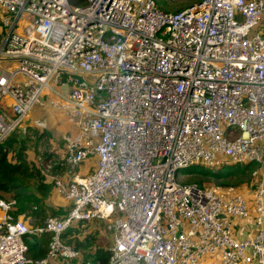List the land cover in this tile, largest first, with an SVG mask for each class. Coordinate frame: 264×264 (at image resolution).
<instances>
[{
    "label": "built area",
    "instance_id": "obj_1",
    "mask_svg": "<svg viewBox=\"0 0 264 264\" xmlns=\"http://www.w3.org/2000/svg\"><path fill=\"white\" fill-rule=\"evenodd\" d=\"M0 11V143L43 108L76 128L67 163L96 159L53 180L70 207L36 227L0 196V264H93L62 236L94 221H108L107 264H264V0H201L197 12L0 0ZM249 163L241 190L181 180L190 166ZM30 234L50 235L43 258L29 256Z\"/></svg>",
    "mask_w": 264,
    "mask_h": 264
},
{
    "label": "trees",
    "instance_id": "obj_2",
    "mask_svg": "<svg viewBox=\"0 0 264 264\" xmlns=\"http://www.w3.org/2000/svg\"><path fill=\"white\" fill-rule=\"evenodd\" d=\"M68 1L72 5H83L86 0ZM55 138L56 136L54 133L50 131L38 133L34 142L29 141L28 143L22 140L19 146L15 148L11 157L9 149L17 140L10 137L0 143V196H15L17 200L21 202L18 201L20 207L19 211H26L23 205L27 207L34 203L41 204L44 201L46 202L47 195L52 189V186H54V182H46L49 176L54 178L68 173L71 170L73 171L74 169L71 164L61 160L60 156L52 150V140ZM31 146L36 152V157L34 159H30L28 156V150ZM252 168L253 164L251 163L244 165H224L218 169L206 168L203 166H190L185 168L183 172L195 173L198 176L214 179L217 182H230L234 179L246 177ZM222 185L227 184L224 182ZM30 189L36 192L30 193ZM43 211H45V209H43ZM33 212L34 209L32 208L28 213L33 215ZM81 225L82 222H79L76 227ZM71 229L73 228L67 230L65 236H68L69 233L72 232ZM47 235L48 234H45L36 239L27 237L28 254L30 257L39 259L45 256L50 239ZM71 235H76V232ZM83 239L86 240V237ZM75 243V248H83L82 250L85 251V254L82 255L83 259L91 260L93 264H107L109 262L111 252L107 247H92L89 246L91 245L89 241L88 243H84L78 241V239H75Z\"/></svg>",
    "mask_w": 264,
    "mask_h": 264
},
{
    "label": "rangeland",
    "instance_id": "obj_3",
    "mask_svg": "<svg viewBox=\"0 0 264 264\" xmlns=\"http://www.w3.org/2000/svg\"><path fill=\"white\" fill-rule=\"evenodd\" d=\"M157 4L165 11L168 12H177L179 9H185L189 7L192 4H197L201 0H156ZM180 11V10H179ZM2 13L0 11V20H1ZM0 27H1V22H0ZM3 29L0 31V40L3 36ZM39 112V117L37 115L35 116H29L27 118V121L25 122L24 126L21 127L19 130L15 131L11 135L7 137H13L14 139L17 140L16 143H14L10 149V157L13 155V152L16 147L19 146V144L22 142V140L26 141L29 143L34 142L36 140L37 134L41 133L43 131H54L53 128L54 126L49 124V119H48V114L44 111H38ZM29 153L31 154L30 156L34 159L36 156V152L34 151V148L31 146L30 149L28 150ZM46 169V168H44ZM252 170V169H251ZM72 172V170L70 171ZM77 171H75L74 174H76ZM184 176L181 177V180L185 183L189 184H197L199 186H204V187H214L216 190H224V189H242L247 185H251L253 183V179L251 176V171L249 174L240 179H234L230 182H226L227 185H222L224 182H217L214 179H209V178H204L201 176H198L197 174L193 173H186L184 172ZM63 175L54 177V179H61ZM53 188V186H52ZM30 193H35V190L30 189ZM57 192V191H56ZM19 201V200H18ZM53 204L48 205L45 201L41 204L39 203H34L30 206H24L26 211H31V209H34L33 216L32 218L34 219V222L31 224L33 227H36L38 225H41L47 217L53 216V217H60L67 213L68 211L65 209L68 206V202L65 199V196L63 192L56 193L53 195L52 198ZM20 202V201H19ZM21 203V202H20ZM65 203V205L63 204ZM22 205V204H21ZM36 207V208H34ZM45 209V211H43ZM53 209H58L57 212H53ZM66 210V211H65ZM107 223L103 222L102 224H98V222H86L82 223L81 226H74L72 227L73 229L69 235L65 236L66 232L62 236V241L68 245H71L73 247H76L75 239H78V241H82L84 243H88V241L91 243L92 247L96 246H103L109 248L111 246V238L110 234L111 231L107 229ZM76 232V235H71L72 233ZM71 235V236H70ZM50 237V235H47ZM27 237L36 239L38 238L36 235L30 234L29 236H24L25 241L27 242ZM86 237V240L83 239ZM49 243V242H48ZM48 248V247H47ZM83 248H78V250L82 253V255L85 254V251L82 250ZM63 264V263H61Z\"/></svg>",
    "mask_w": 264,
    "mask_h": 264
},
{
    "label": "crops",
    "instance_id": "obj_4",
    "mask_svg": "<svg viewBox=\"0 0 264 264\" xmlns=\"http://www.w3.org/2000/svg\"><path fill=\"white\" fill-rule=\"evenodd\" d=\"M0 31H2V27H0ZM38 111H44L48 114L49 124L54 126V128H53L54 131H52V132L56 136V138L52 140L51 148L57 155L60 156L61 160L65 161L63 159V151H64V146L66 144V138L74 135L76 133V128L74 127V125L72 123L63 121L62 118H60V116L54 115V114L50 113L51 111L45 110L43 108L35 109L33 112L30 113L29 116L37 115L39 117ZM30 155L31 154L28 151L29 158L33 159ZM95 164H96L95 157H90L89 159H86L83 162H81L75 169H73L72 172L62 174L63 177L61 179L65 180V181L69 180L72 177L71 175L74 174L75 171H77V174H79V175L89 174L94 170ZM53 180H54V178L49 176V178L46 182H49V181L53 182ZM59 192L60 191L54 185L53 188L49 191V193L47 195L46 203L48 205H52L53 204V201H52L53 195L56 193H59ZM60 194H61V192H60ZM65 199L68 202V206L65 209L68 210L70 207V201H68V199L66 197H65ZM63 204L65 205V203H63ZM53 210L57 211L58 209H53ZM22 212L28 213L27 211H22ZM102 223L103 222H98V224H102ZM244 227H245V229H248V230H245ZM251 229H252V221L251 220L247 221L243 225L240 224L237 226L238 233L241 232L242 235H245V233H243V232H246V233H247V231L249 233L252 232L253 230H251ZM56 264H60V263L57 262ZM200 264H223V263L220 262V259L218 257L205 256L201 259Z\"/></svg>",
    "mask_w": 264,
    "mask_h": 264
},
{
    "label": "water",
    "instance_id": "obj_5",
    "mask_svg": "<svg viewBox=\"0 0 264 264\" xmlns=\"http://www.w3.org/2000/svg\"><path fill=\"white\" fill-rule=\"evenodd\" d=\"M201 4V1L198 2L197 4H192L190 5V7H194L195 6V12H197L199 10V5Z\"/></svg>",
    "mask_w": 264,
    "mask_h": 264
}]
</instances>
